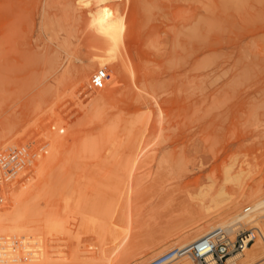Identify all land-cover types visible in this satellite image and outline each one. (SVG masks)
<instances>
[{
  "label": "rangeland",
  "instance_id": "rangeland-1",
  "mask_svg": "<svg viewBox=\"0 0 264 264\" xmlns=\"http://www.w3.org/2000/svg\"><path fill=\"white\" fill-rule=\"evenodd\" d=\"M253 196L264 0H0V264L145 263Z\"/></svg>",
  "mask_w": 264,
  "mask_h": 264
},
{
  "label": "bare ground",
  "instance_id": "bare-ground-1",
  "mask_svg": "<svg viewBox=\"0 0 264 264\" xmlns=\"http://www.w3.org/2000/svg\"><path fill=\"white\" fill-rule=\"evenodd\" d=\"M79 66H81V65H79ZM121 185H122V183H121ZM24 187H26V186H24ZM36 188H35V191H36ZM34 193H36V192H34ZM253 197H256V198H253V200H252V198L250 199L251 200L250 202L253 201L251 204L249 203L250 205L248 204V206L247 207L245 206L246 208L244 207L242 211H240L238 213H233L231 216L225 217L226 216L225 212H227L228 208H224L221 211L217 212L216 214H212L210 216H201L192 222L190 221V223L188 222L185 226H181L178 231H176L175 233L170 235V237L173 238V240H172L173 243L175 244L176 247L178 246L177 249L180 250V249H183V248L195 243L198 239H200V238L204 237L205 235L211 233L216 228L221 227L227 233H234L237 230V228L243 226L242 223H248L250 221L255 220V226H251L249 228H246V229H253L254 230L255 236L253 237V240L249 244L244 246L241 250L229 255L227 257V261L230 264H236V263H238V264H264V218H261V217H264V196H261V197L260 196H253ZM41 202L43 203V201H41ZM52 202H50V203H52ZM47 205L48 204L46 202L42 205L40 204L41 211L46 210ZM49 208L50 207H48V211H49ZM229 210H230V208H229ZM201 212H199V213H201ZM230 212L231 211H229L228 213H230ZM210 213L211 212H209V214ZM203 214H205V213H203ZM47 217L48 216L41 217L39 223L36 225V231L35 232L38 231L39 232V233L37 232L38 234L44 232L43 230H44L45 226L43 225V223ZM217 217H218V219L221 218V221H218V219H216ZM208 220H214V222L211 221V223H208L206 225ZM45 223H48V221H46ZM41 228H43V229L41 230ZM45 230H46V228H45ZM40 235L46 236V233H43ZM42 236H41V239H42ZM8 240H12V239L9 238ZM46 241H47V239H46ZM42 243H44L43 240H42ZM38 247H37V249H39ZM11 248H12V246H11ZM167 248H170V247H167ZM167 248H165V249H167ZM9 249L10 248L8 247L7 250L9 251ZM31 249H32V246H31ZM37 249H35V251ZM12 250H13V248H12ZM167 250H170V249H167ZM9 252H11V251H9ZM16 252H18V251L16 250ZM31 252L33 253V249ZM162 253H165V251ZM8 254H12V253H8ZM42 254H44V253H42ZM12 255H14V254H12ZM37 255L40 256L41 254H37ZM160 255H162V254H160ZM160 255L158 254L157 257H159ZM31 256H33V255H31ZM45 257H46V253H45L44 259H45ZM31 258H33V257H31ZM37 258H39V257H36V259ZM42 258H40V259H42ZM130 259L128 257L125 259H122L119 264H128ZM154 259H151L150 257H148L146 259L145 263L151 262ZM142 261H139V263H132V264H145V263H142ZM196 263L198 264V262H196ZM160 264H193V263H191L189 260L185 259V256H179L178 252H176L174 255H172L168 259L164 260Z\"/></svg>",
  "mask_w": 264,
  "mask_h": 264
},
{
  "label": "built area",
  "instance_id": "built-area-1",
  "mask_svg": "<svg viewBox=\"0 0 264 264\" xmlns=\"http://www.w3.org/2000/svg\"><path fill=\"white\" fill-rule=\"evenodd\" d=\"M107 76H109V72L106 67H99L92 74L90 81L95 87H98L105 82ZM254 236L253 229H242L232 239L223 228L219 227L195 243L180 250L176 248L171 255L165 257L160 255L145 264H160L176 252L179 256H188L194 259L198 264H230L227 257L249 244Z\"/></svg>",
  "mask_w": 264,
  "mask_h": 264
}]
</instances>
